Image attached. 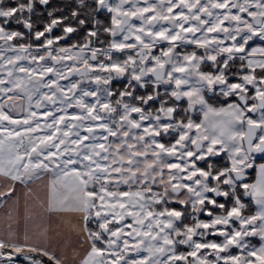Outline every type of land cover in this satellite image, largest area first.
<instances>
[{"label":"snow or ice","instance_id":"snow-or-ice-1","mask_svg":"<svg viewBox=\"0 0 264 264\" xmlns=\"http://www.w3.org/2000/svg\"><path fill=\"white\" fill-rule=\"evenodd\" d=\"M0 264H264V0H0Z\"/></svg>","mask_w":264,"mask_h":264}]
</instances>
